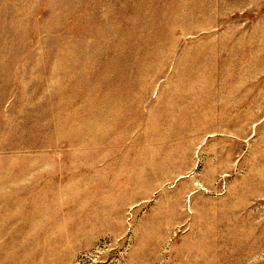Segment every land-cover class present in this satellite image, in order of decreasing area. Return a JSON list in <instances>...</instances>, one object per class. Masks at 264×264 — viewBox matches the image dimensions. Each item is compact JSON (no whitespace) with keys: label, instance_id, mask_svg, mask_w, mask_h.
<instances>
[{"label":"rangeland","instance_id":"obj_1","mask_svg":"<svg viewBox=\"0 0 264 264\" xmlns=\"http://www.w3.org/2000/svg\"><path fill=\"white\" fill-rule=\"evenodd\" d=\"M0 264H264V0H0Z\"/></svg>","mask_w":264,"mask_h":264}]
</instances>
